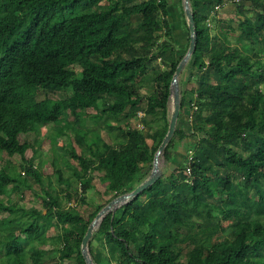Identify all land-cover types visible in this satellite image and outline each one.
I'll use <instances>...</instances> for the list:
<instances>
[{"label": "trees", "instance_id": "16d2710c", "mask_svg": "<svg viewBox=\"0 0 264 264\" xmlns=\"http://www.w3.org/2000/svg\"><path fill=\"white\" fill-rule=\"evenodd\" d=\"M189 1L196 45L179 79V121L163 151V173L104 215L88 242L95 264H264V0L235 2L236 19L219 24L223 0ZM180 9L184 45L168 0H0V152L18 155L23 173L2 170L0 195L9 185L29 187V177L41 184L26 157L30 144L19 137L58 125L60 116L77 122L62 151L79 165L70 166L78 187L64 194L74 205L62 206L43 187V213L0 198L7 213L0 264H86L81 240L103 205L86 217L76 205L86 203L95 170L116 194L150 172L168 126L170 81L189 43L182 0ZM211 23L225 33H214ZM89 109L105 116L114 141L85 126ZM57 129L62 134L65 126ZM51 226L55 257L37 244Z\"/></svg>", "mask_w": 264, "mask_h": 264}, {"label": "rangeland", "instance_id": "374dc122", "mask_svg": "<svg viewBox=\"0 0 264 264\" xmlns=\"http://www.w3.org/2000/svg\"><path fill=\"white\" fill-rule=\"evenodd\" d=\"M134 19V18H133ZM230 19H236V15H234L232 18ZM127 20V19H126ZM125 20V21H126ZM128 21V20H127ZM233 36V35H232ZM260 56H263V53L260 52L259 53ZM262 58V62L264 63V57ZM261 62V64H262ZM179 79H181V74L179 76ZM261 91L264 90V86H260L259 88ZM68 91V90H66ZM38 92V98L42 97V90L40 88L37 89ZM67 93V92H66ZM53 97H63L65 95L64 92H60L56 95L54 94H50ZM142 105H144V102L142 103ZM170 107V104H169ZM70 119H72V116H68ZM188 121V118H186ZM132 123L139 124L138 127H141L140 123H136L135 121H133ZM188 124V123H187ZM88 125L91 126L90 122H88ZM188 126V125H187ZM137 127V125H136ZM95 131V130H93ZM92 131V132H93ZM96 132V131H95ZM57 129L55 126L53 125H41V129L40 132L38 133H25V134H21L19 139L20 141H26L30 144L31 149H28L26 151V157L30 158L31 156L33 157V161L35 163H37V161L39 159H41L43 162L40 164H38V168H40V173H41V181L42 183H36L34 182L33 178L30 179V182L32 183V190L31 189H25L23 188V196L24 198L21 199V203H25L26 205L31 204L30 199L33 198V189L37 192V193H41L42 196H44V190L41 189L40 187L42 186L43 188H45L46 191L48 192H52V189H60L61 186L58 183L56 177V173L55 170L56 169H60L62 171V176L63 177H68L71 172L72 169L71 167H75L78 168V161L74 158H70L69 156H66L68 159H66L65 156H63L64 152L62 150L59 149V146H57L55 143H58L59 145L62 144V146L64 145V147L68 145V139H72L73 138V131L71 129L66 128L64 130V133L66 134V136H62L61 138H55V140L53 141V139L50 141L49 139V135H56L57 136ZM97 133V132H96ZM102 136L106 141H114L115 138L114 136H111L109 134H107L105 131H102ZM68 136V137H67ZM91 139V138H90ZM77 152H79V148L77 146H75ZM1 154L3 155L2 157H0V168L2 167H8L11 163L10 159L13 161V167L15 169H12L10 174H16L17 173H21V169L19 166V163H21L20 157L18 155H14L13 157H9L7 156L5 153L1 152ZM54 158V159H53ZM53 159V161H52ZM5 160H7L9 163L4 165ZM160 166L162 168V171L164 169V161L161 158L160 159ZM16 170V171H15ZM95 183L97 184L95 188L90 189L87 194H86V203L83 205H76L77 208L81 211V213L86 217L88 213H90L91 211L94 210V208L98 205H105L107 204V202H109L110 200H112L113 198H115L116 196L120 195V194H116L110 190L107 189V185H103L99 179H98V174L94 175V179ZM74 186L78 187V183L75 182V180L73 179V188ZM202 186V185H200ZM55 190L51 193V194H55ZM64 197V196H63ZM33 199V202H39L38 200ZM67 200L64 199L63 200V204L67 205ZM69 203V202H68ZM71 205H74L73 200L70 201ZM207 218L209 219H214L213 216L210 213H206L205 214ZM260 219H264V215L261 216ZM224 225H228L229 222H224ZM225 234L229 237H233V231L231 228L227 227ZM250 240V238H248ZM252 240V239H251Z\"/></svg>", "mask_w": 264, "mask_h": 264}, {"label": "crops", "instance_id": "0c3cea01", "mask_svg": "<svg viewBox=\"0 0 264 264\" xmlns=\"http://www.w3.org/2000/svg\"><path fill=\"white\" fill-rule=\"evenodd\" d=\"M168 2H169L170 10H171V14L169 16V19H170V21H172V23H176V26L175 27L173 26L174 27L175 37H178L179 39H181L180 42L184 45L186 43V32L184 31V25H183V21H182L183 15H182V11L180 9V0H168ZM234 15H235V2L233 0H223L221 5H220V8L216 12L215 18L218 19V24H219V23H221L223 21L225 22V21L229 20ZM210 26H211V30L214 33L218 34V35H222L223 33H225V30L223 28L218 27L217 23L216 24L215 23H211ZM238 34H239V30L237 29V30H234L233 32H230L229 36L233 35L232 37L235 38ZM184 88L187 89V90H190V84L189 83L188 84L185 83L184 84ZM187 95H189V93H187ZM82 117L84 118V121H85V124H86L85 126L90 128V129L95 130L97 132V134L102 136L101 132L102 131H105V132L107 131L106 126H105V123H106L105 122L106 121L105 120V116L101 115L99 112L95 111L94 109L87 110V114H83ZM186 118H187V116H184L180 120V125H184L185 128L188 127L187 126L188 125L187 124L188 121H187ZM133 121L137 122L135 119H131V122H133ZM88 122H90L91 126L88 125ZM108 122H109L108 124H115L116 123V122H113V121H108ZM58 123L59 124L58 125L56 124V126H55L56 129L58 127L62 128V126L64 125L65 129L69 127V129L72 130L75 126H77V122H73V118L72 119H70L69 117L65 118V116H60L58 118ZM132 124H134V123H132ZM40 129H41V126H40L39 130L34 132V133L40 132ZM57 131H58V129H57ZM31 133H33V132H31ZM107 134L113 136V134L110 133V131H109V133L107 132ZM62 136H66L64 131L62 132V134L58 133L57 136L56 135H49V139H50V141L52 139L54 141L55 138H58V137L62 139ZM102 138H103V136H102ZM69 142H70V140L68 139V144H69ZM147 142L149 144H151L152 140L148 139ZM54 144L59 146L60 150H62V147L64 146V145L62 146V144L59 145L58 143H55V142H54ZM30 147H32V146H30ZM183 148H184V144H183V146L181 145L180 148L178 147L176 149L175 160H174L173 164L172 163L170 164V166H169L170 170H171V168H175L176 167L175 163L178 162L177 158L179 157L180 153H182ZM30 150H32V149H30ZM2 156L3 155L0 152V157H2ZM63 156H65V155H63ZM11 157H13V156H11ZM53 159H52V161H53ZM66 159H68V158L66 157ZM10 162L11 163H9L7 160H5V162H4L5 164L4 165H6L8 163L10 165L8 167H6V168L5 167L0 168V173L2 172V170L3 171L4 170H6V171L8 170V172H11L12 169H15L13 167L14 163H13V161L11 159H10ZM42 162L43 161L41 159H39L37 161V163H35L33 161L34 168L36 167L37 169H39V172H40V168H38L39 167L38 164L39 163L41 164ZM17 166H19V165H17ZM55 173L57 175L56 170H55ZM16 174L18 175L19 173H17V171H16ZM16 174H12V175H16ZM21 174H23V173H21ZM95 174H98V179L103 185H107L108 184L107 181L100 180L101 177H103V175H104V171L102 169L95 170L94 171V175ZM94 175H93V179H94ZM40 176H41V173H40ZM31 178H33V177L27 178L28 184L30 185L29 187H26L25 185H21L19 187V189L18 188L15 189L12 185H9L8 187L3 188L4 192H3V195H0V198L3 201L8 202L10 204H15L17 207H23V208H26V209L27 208L28 209L35 208V209L39 210L40 213H43L44 212V206H43V203H42L43 196L41 195V193H37L34 189L32 191L33 192V198L30 199L31 204L26 205L25 203H21L20 202L21 199L24 198L23 192H22L23 188H25V189H27V188L31 189L32 188L31 187L32 183L30 182ZM56 179H57L58 183L60 184L61 188L58 189V190L53 188L52 192L55 190V192H56L55 194L58 195L59 200H60V204L62 206L71 205V203H68V201L66 202L67 205L63 204V200L65 199L63 197L64 194H65V190L70 191L73 188V178L71 177V174L68 177H66V178L62 176V180L61 181L58 179V175H57ZM93 179H92V188L91 189L95 188L96 185H97L95 183V180H93ZM33 180H34V182H36L35 178H33ZM41 183H42V181H41ZM40 188L43 189L42 186ZM33 199H36L39 202H37L36 200H35L36 202H33ZM5 217H7V213L6 212H1L0 213V219H3ZM39 226L41 228H43L45 226V224L40 221L39 222ZM54 234H55L54 227L51 226L49 229H46L45 235L40 237L37 240V244L39 245V248L43 249V250H46V251H49V256L50 257H55L57 255V252L55 250L54 245L52 244V239H51V237H53ZM46 264H48V263H46Z\"/></svg>", "mask_w": 264, "mask_h": 264}, {"label": "water", "instance_id": "95a60500", "mask_svg": "<svg viewBox=\"0 0 264 264\" xmlns=\"http://www.w3.org/2000/svg\"><path fill=\"white\" fill-rule=\"evenodd\" d=\"M183 5V13L184 18L186 21V25L189 31V43L187 50L183 57L178 62L175 71L172 75L170 85H169V104H170V112H169V120L168 126L165 135L163 136L156 152L154 153L151 170L148 175L145 177L143 181H141L133 190L122 193L109 202L105 204L94 216V218L89 223L85 234L82 237L81 245H80V252L86 264H95L89 254L88 249V242L92 237L93 232L99 226L100 221L104 217V215L112 210H115L120 205L126 203L131 198L138 195L141 191H143L148 186L155 183L157 180L160 179L163 171L160 166V159H163V151L169 140L171 139L174 131L178 125L179 115H180V86H179V76L183 71L187 61L191 57L195 45H196V27L194 24V17L193 12L191 9L190 1L189 0H182Z\"/></svg>", "mask_w": 264, "mask_h": 264}, {"label": "built area", "instance_id": "2783aa9c", "mask_svg": "<svg viewBox=\"0 0 264 264\" xmlns=\"http://www.w3.org/2000/svg\"><path fill=\"white\" fill-rule=\"evenodd\" d=\"M234 2H238L239 0H233ZM219 7L217 6L216 7V9H218ZM138 116L140 117V116H142V113L141 112H139L138 113ZM137 125V127L139 126V124H136ZM143 126L141 125V127L140 128H142Z\"/></svg>", "mask_w": 264, "mask_h": 264}]
</instances>
